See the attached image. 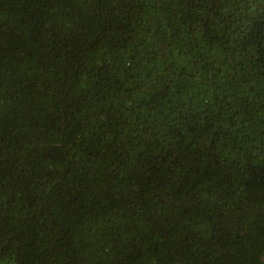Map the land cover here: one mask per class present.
Instances as JSON below:
<instances>
[{
    "label": "trees",
    "instance_id": "1",
    "mask_svg": "<svg viewBox=\"0 0 264 264\" xmlns=\"http://www.w3.org/2000/svg\"><path fill=\"white\" fill-rule=\"evenodd\" d=\"M0 264H264V0H0Z\"/></svg>",
    "mask_w": 264,
    "mask_h": 264
}]
</instances>
